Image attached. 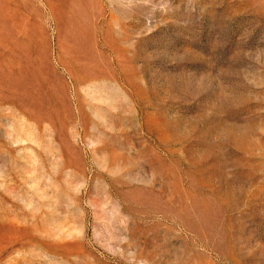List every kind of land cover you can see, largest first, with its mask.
<instances>
[{
	"label": "rangeland",
	"instance_id": "rangeland-1",
	"mask_svg": "<svg viewBox=\"0 0 264 264\" xmlns=\"http://www.w3.org/2000/svg\"><path fill=\"white\" fill-rule=\"evenodd\" d=\"M0 264H264V0H0Z\"/></svg>",
	"mask_w": 264,
	"mask_h": 264
}]
</instances>
